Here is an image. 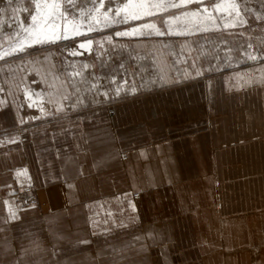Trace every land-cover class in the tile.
Wrapping results in <instances>:
<instances>
[{
    "label": "crops",
    "instance_id": "crops-1",
    "mask_svg": "<svg viewBox=\"0 0 264 264\" xmlns=\"http://www.w3.org/2000/svg\"><path fill=\"white\" fill-rule=\"evenodd\" d=\"M134 43L137 53L156 61L166 89L118 101L112 117L111 108L98 111L106 132L101 170L94 164L95 112L67 110L71 90L54 47L0 62V131L22 120L21 92L33 86L58 113L55 162L69 194L85 187L89 195L95 182L104 194H140L131 208L120 209L131 214L119 218L109 234L114 239L96 240L118 244L109 248L117 264H264V66L236 77L184 71L175 78L159 43ZM111 128L118 132L113 145ZM46 129H34L27 147L7 156L6 172L17 161L35 170L31 150ZM78 227L72 243L83 241ZM17 237L9 239L22 243ZM25 247L14 246L13 257Z\"/></svg>",
    "mask_w": 264,
    "mask_h": 264
},
{
    "label": "rangeland",
    "instance_id": "rangeland-1",
    "mask_svg": "<svg viewBox=\"0 0 264 264\" xmlns=\"http://www.w3.org/2000/svg\"><path fill=\"white\" fill-rule=\"evenodd\" d=\"M132 1L135 4L139 2ZM128 2L114 0L113 7H122ZM19 3L25 7L31 6V0H19ZM217 3L225 7L213 10ZM104 4L106 9L108 0H104ZM146 4L145 10L136 9L140 11V19L119 23L117 21L125 15L123 11L120 17H116L114 12L109 13L107 20L94 12L99 23L92 21L93 31H87L90 21L86 19L80 26L82 35L74 36L69 31V39L45 44L32 43L31 38L15 23L14 17L22 20L24 27L29 26L31 21L27 13H13L11 8L7 13H0V22H3L0 26V62L21 53L13 51V47H17L21 41L32 44L26 46L25 50L56 48L58 69L71 90L70 99L65 101L67 110L72 114L87 108L94 110L96 171L101 170L103 164V137H106L101 127L102 113L98 111L101 112L103 106L111 108L109 112L112 117V107L118 101L150 90L166 89L156 61L151 56L137 53L134 42L152 40L159 43L160 54L167 56L175 78L182 76L184 71H198L197 75L200 72L207 78L224 73L236 77L237 74L250 73L264 66V0H193L192 3L186 0H146ZM173 4L179 7H172ZM233 4L237 7H230ZM5 6L6 0H0V8ZM204 7H208L207 13L202 11ZM198 10L197 16L185 15ZM51 11L45 10L46 13ZM146 24L155 27H143ZM133 28L140 31L134 35H116V32L123 33ZM157 30L162 34L158 35ZM18 31L20 35L17 37L15 33ZM62 32V27L55 29L57 35ZM45 34L52 33L45 30ZM88 40L93 43L87 45ZM81 43H85V48L78 47ZM73 50L81 54L70 55ZM5 51L7 55L3 54ZM20 105L24 113L22 120L14 127L0 131V264H55L54 249L58 264H75L76 257H79V264H117L118 259L110 258L116 252L109 248L118 244H103L96 240L115 236L109 234L118 230L119 218L131 214V209H120L125 204L131 208L132 203L140 199V194H104L101 184L96 182L89 195L85 187L75 189V194H69V182L64 183L58 178V164L55 162L58 159V127H54V124L58 122V113L33 86L22 90ZM39 126H46L47 129L40 131L42 137L35 139L36 146L31 150L35 170L17 161L13 169L6 172L12 166L8 164L7 156L27 147L30 133ZM117 133L111 128L112 145L117 144ZM70 164L76 167L79 163ZM77 224L80 225L79 238H82V243L71 242ZM12 235L22 239V243H13L15 239H9ZM35 236L39 239H35ZM36 240L39 242L36 243ZM23 245L29 247L23 248L16 258L13 257V247ZM89 245L90 249L87 250Z\"/></svg>",
    "mask_w": 264,
    "mask_h": 264
},
{
    "label": "snow or ice",
    "instance_id": "snow-or-ice-1",
    "mask_svg": "<svg viewBox=\"0 0 264 264\" xmlns=\"http://www.w3.org/2000/svg\"><path fill=\"white\" fill-rule=\"evenodd\" d=\"M114 0H108V7L105 9L104 0H61V2H53L47 3L42 2V0H31V6L25 7L19 3V0H6V6L4 8H0V13H7L8 9L11 8L13 13L17 12H25L30 17V25L24 27V22L19 18L14 17L15 23L20 27L21 31H23L28 37L31 38V42L35 44H45V43H55V41L60 39H69V31H71L72 35H82L83 33L80 31V26H82L84 20H89L87 31H93V23H99V19L97 16H94L93 13H97L98 15H103L105 20L108 19L109 13H115L116 17H120L121 12L123 11L125 15L123 18L117 22L119 23H127L129 19H140V12L136 11V9H141L144 7L142 4H132L131 0L128 3H124L122 7L120 5H115L113 7ZM187 3H192L193 0H186ZM90 5L89 7H86ZM172 7H179V5L173 4ZM158 7V6H157ZM225 7L223 4H215L213 6V10L221 9ZM232 8H236L235 4L230 5ZM46 9H52L51 12L46 13ZM104 10L101 12V10ZM204 13L209 11L208 7H204L202 9ZM199 14V10L192 13H185V15L197 16ZM237 16H239V12H237ZM57 21L61 23L58 24ZM3 22H0V26H2ZM11 25H9L10 27ZM107 26V24H106ZM58 27L63 28L62 34L57 35L55 33V29ZM143 27H155L154 25H143ZM45 30L50 31L51 35H46ZM139 29L133 28L130 32H116L117 36L120 35H134L137 34ZM157 34L160 35L162 33L157 30ZM15 35L18 37L20 32H16ZM111 40V37L108 38ZM87 45H91L92 40H88ZM26 46H31V44L25 45L23 41L19 43V45L13 49L14 52L19 51L23 52ZM85 43L79 44V48H85ZM8 53H5L7 55ZM70 55H79L77 50H73L69 53ZM78 74V73H77ZM31 107V105H29Z\"/></svg>",
    "mask_w": 264,
    "mask_h": 264
},
{
    "label": "bare ground",
    "instance_id": "bare-ground-1",
    "mask_svg": "<svg viewBox=\"0 0 264 264\" xmlns=\"http://www.w3.org/2000/svg\"><path fill=\"white\" fill-rule=\"evenodd\" d=\"M134 1H132V3H133ZM136 2H137V0H136ZM133 4H135V2L133 3ZM137 4H142V5H144V7L143 8H141V9H138V10H140V11H143V10H145V8H146V6H147V4H146V0H139V2L137 3ZM150 9V8H149ZM139 11V12H140ZM144 13V12H143ZM149 13H150V11H149ZM152 14V13H151ZM145 15V14H144ZM143 15V16H144ZM141 28V27H140ZM138 29V28H137ZM131 31V29H129L127 32H130ZM140 31V30H139ZM138 31V32H139ZM30 42V41H29ZM31 43V42H30ZM29 43V44H30ZM25 45H27V44H25ZM32 45V44H31ZM18 46V45H17ZM16 48V47H15ZM13 49H14V47H13ZM6 53V51L3 53V54H5ZM2 55V54H1ZM3 56V55H2Z\"/></svg>",
    "mask_w": 264,
    "mask_h": 264
}]
</instances>
